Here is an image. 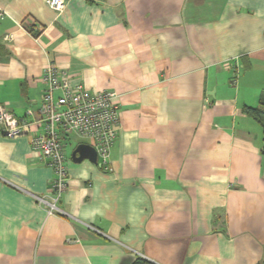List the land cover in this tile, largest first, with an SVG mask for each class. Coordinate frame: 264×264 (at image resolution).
I'll use <instances>...</instances> for the list:
<instances>
[{
    "label": "crops",
    "instance_id": "crops-1",
    "mask_svg": "<svg viewBox=\"0 0 264 264\" xmlns=\"http://www.w3.org/2000/svg\"><path fill=\"white\" fill-rule=\"evenodd\" d=\"M64 2L0 0V103L36 114L48 64L114 92L110 170L69 135V215H49L27 193L50 190L41 125L0 132V264H264V133L243 110L264 93V0Z\"/></svg>",
    "mask_w": 264,
    "mask_h": 264
},
{
    "label": "built area",
    "instance_id": "built-area-1",
    "mask_svg": "<svg viewBox=\"0 0 264 264\" xmlns=\"http://www.w3.org/2000/svg\"><path fill=\"white\" fill-rule=\"evenodd\" d=\"M46 3L57 12L62 11L65 6L64 0H46ZM32 26L34 27L29 25L30 29ZM40 79L45 87L36 114L27 109L25 115L15 116L0 103V132L8 138H14L27 133L33 124L41 125L39 132L31 135L29 144L32 151L43 158L53 172L50 190L47 194L25 192L47 214L67 216L69 214L58 206L69 180L65 156L66 138L74 134L89 139L96 151L99 166L110 170L109 154L119 113L113 101L114 92L89 91L81 82H72L55 65L48 64ZM87 226L100 232L92 225Z\"/></svg>",
    "mask_w": 264,
    "mask_h": 264
},
{
    "label": "trees",
    "instance_id": "trees-1",
    "mask_svg": "<svg viewBox=\"0 0 264 264\" xmlns=\"http://www.w3.org/2000/svg\"><path fill=\"white\" fill-rule=\"evenodd\" d=\"M244 112L259 123L264 133V93L259 98V103L256 106H244ZM130 264H155L154 262L143 258L141 256H135Z\"/></svg>",
    "mask_w": 264,
    "mask_h": 264
},
{
    "label": "water",
    "instance_id": "water-1",
    "mask_svg": "<svg viewBox=\"0 0 264 264\" xmlns=\"http://www.w3.org/2000/svg\"><path fill=\"white\" fill-rule=\"evenodd\" d=\"M73 161H80L81 159L88 158L95 160L96 151L89 145L79 144L75 150L72 152ZM77 155V156H76Z\"/></svg>",
    "mask_w": 264,
    "mask_h": 264
},
{
    "label": "rangeland",
    "instance_id": "rangeland-1",
    "mask_svg": "<svg viewBox=\"0 0 264 264\" xmlns=\"http://www.w3.org/2000/svg\"><path fill=\"white\" fill-rule=\"evenodd\" d=\"M70 145H71V146H70V148H71V147L73 146V143L71 142Z\"/></svg>",
    "mask_w": 264,
    "mask_h": 264
}]
</instances>
